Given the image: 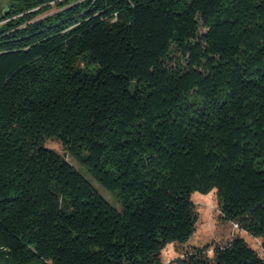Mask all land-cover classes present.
Wrapping results in <instances>:
<instances>
[{
  "label": "trees",
  "instance_id": "obj_1",
  "mask_svg": "<svg viewBox=\"0 0 264 264\" xmlns=\"http://www.w3.org/2000/svg\"><path fill=\"white\" fill-rule=\"evenodd\" d=\"M0 22V264H160L212 189L264 255V0H9ZM213 254L264 264L241 236Z\"/></svg>",
  "mask_w": 264,
  "mask_h": 264
},
{
  "label": "rangeland",
  "instance_id": "obj_2",
  "mask_svg": "<svg viewBox=\"0 0 264 264\" xmlns=\"http://www.w3.org/2000/svg\"><path fill=\"white\" fill-rule=\"evenodd\" d=\"M9 0H0V15L4 13ZM56 9L52 4L51 12ZM3 22V21H2ZM0 22V24L2 23ZM45 145L64 155L80 172L92 183L96 190L107 199L112 205L118 206V203L83 167L72 159V156L66 152L63 144L58 139H49ZM191 199L195 205L197 213L196 228L190 239L184 244L169 243L159 255L160 264H209L213 262V247L215 245L223 246L227 244L234 236L243 237L250 246L255 248L262 256V239L249 235L246 231L232 221H225L221 218L219 200L217 192L212 189L208 193L193 192ZM201 249L199 257L206 261L205 263L189 262L190 255L195 254Z\"/></svg>",
  "mask_w": 264,
  "mask_h": 264
}]
</instances>
